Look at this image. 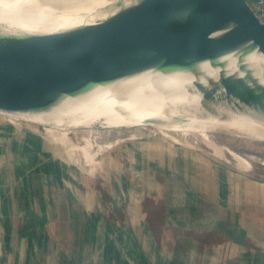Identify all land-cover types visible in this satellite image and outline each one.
<instances>
[{
	"label": "crops",
	"instance_id": "obj_1",
	"mask_svg": "<svg viewBox=\"0 0 264 264\" xmlns=\"http://www.w3.org/2000/svg\"><path fill=\"white\" fill-rule=\"evenodd\" d=\"M56 142L0 121V264H264V183L250 172L169 164L144 145L132 168L108 156L93 186Z\"/></svg>",
	"mask_w": 264,
	"mask_h": 264
},
{
	"label": "bare ground",
	"instance_id": "obj_2",
	"mask_svg": "<svg viewBox=\"0 0 264 264\" xmlns=\"http://www.w3.org/2000/svg\"><path fill=\"white\" fill-rule=\"evenodd\" d=\"M99 2L0 0V27L28 35L74 30L95 23L114 3L87 15ZM91 79L95 83L108 79L112 85L99 94L82 93L80 85L59 87L52 95L54 107L87 116L117 112L132 120L144 115L165 121L172 114H184L190 117L186 129L202 136L215 157L232 162L238 171H251L250 160L228 150L231 161L207 127L264 137V59L229 35L211 0L193 1L169 13L137 44L115 55L104 74ZM29 113L55 141L78 150L90 163L105 148L94 149L90 137L83 144L73 142L72 124L59 117L60 121L32 108Z\"/></svg>",
	"mask_w": 264,
	"mask_h": 264
},
{
	"label": "water",
	"instance_id": "obj_3",
	"mask_svg": "<svg viewBox=\"0 0 264 264\" xmlns=\"http://www.w3.org/2000/svg\"><path fill=\"white\" fill-rule=\"evenodd\" d=\"M112 1L95 23L74 30L28 35L0 29V102L8 108L22 97H50L47 105L55 108L52 95L59 87L80 85L82 93L111 87L108 79L91 78L104 74L115 55L137 44L169 13L197 0ZM211 1L229 35L264 59V22L249 1Z\"/></svg>",
	"mask_w": 264,
	"mask_h": 264
},
{
	"label": "rangeland",
	"instance_id": "obj_4",
	"mask_svg": "<svg viewBox=\"0 0 264 264\" xmlns=\"http://www.w3.org/2000/svg\"><path fill=\"white\" fill-rule=\"evenodd\" d=\"M80 1L86 2L88 0ZM109 1L110 0H101L96 6L89 8L86 12L87 15L101 11L107 6ZM101 89L103 88L97 87L95 92L99 94ZM49 101L50 97L43 99L22 97L17 102L9 104L8 108L0 102V121H10L15 124L22 123L25 127H33V129L38 128L44 133V135H47L48 132L43 126L30 115L28 108L30 106L32 109H35L40 113L56 119L59 117L72 124L69 130V136L73 142L83 144V139L90 137L96 143L94 149L98 150L99 145L105 146L103 151L94 159L95 162L90 163L76 149H70L69 155L64 154V144L58 141L56 142V144L59 145L56 147L59 149V153L62 157L67 158L68 156H72L73 163L76 162L78 166L82 167L83 172L91 173V177L88 176L87 178L89 184L93 186L97 178L98 180L102 179L101 175H96V170L101 169L102 167H112L111 164H107L109 161L108 156L112 153L117 154L120 152L121 154L115 155V165L118 163L124 168H132L138 163L137 159L133 161V152L136 153V156L138 154L137 157L143 156L140 155L139 152H141L140 148L144 145H147L148 147V150L147 147L145 149L146 155L150 154L148 151H151V148L153 147L151 151L153 152L152 156L163 160L168 159L167 163L169 161V164L178 163L180 166L192 167L197 163L206 162V164L210 166H212L211 164L213 163L216 164L217 167L226 169L234 167L232 162L230 163L215 157L211 152L212 150L210 149L208 142L204 140L202 136L198 135L196 132L189 131L188 128L186 129V124L190 119L187 115L172 114L165 121L148 119L144 115H136L134 116L135 119L132 120L127 117L129 114H117V112L112 114L87 116L83 113L65 108H51L47 105ZM57 120L60 121L59 119ZM155 122L157 125H154ZM77 132L79 133L77 134ZM207 132L212 141H215L219 146L226 150L225 154H227V157L231 161L232 157L228 150L237 152L247 161L250 160L249 162L252 165L250 173L253 178L264 183V137L247 132L237 133L230 130H215L208 127ZM107 145L111 147L109 148ZM149 145H151V148ZM69 152L67 151V153ZM102 158H104L103 162ZM186 161L193 162V164L185 165ZM104 178L107 179L108 177L105 176ZM117 178L118 177H114V179Z\"/></svg>",
	"mask_w": 264,
	"mask_h": 264
},
{
	"label": "built area",
	"instance_id": "obj_5",
	"mask_svg": "<svg viewBox=\"0 0 264 264\" xmlns=\"http://www.w3.org/2000/svg\"><path fill=\"white\" fill-rule=\"evenodd\" d=\"M252 7L259 18L264 22V0H257L256 3L252 5Z\"/></svg>",
	"mask_w": 264,
	"mask_h": 264
}]
</instances>
